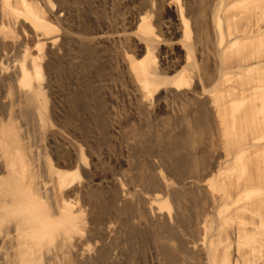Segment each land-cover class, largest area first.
Returning <instances> with one entry per match:
<instances>
[{
	"label": "bare ground",
	"instance_id": "bare-ground-1",
	"mask_svg": "<svg viewBox=\"0 0 264 264\" xmlns=\"http://www.w3.org/2000/svg\"><path fill=\"white\" fill-rule=\"evenodd\" d=\"M36 1H0V18H5L3 19L4 21L0 19L2 22L13 23V26L19 24L18 27H20V25L29 21L30 28L28 27V29L32 30L30 32L36 36H34L36 41L30 50L26 47H24L25 49L23 48L24 50L21 49L22 52L19 53L21 56L18 61H14L16 59L14 56V60L11 58L13 60L11 66L5 64L8 62L7 60H9L11 54L8 55L9 50L7 51L6 48L8 45L9 47L13 46V42L10 45L6 43L9 36L7 39L0 36V78L4 74H9L6 79L13 84H10V87L12 86L13 88L14 86L16 89L14 92L17 91L22 96L21 98L24 97V102L26 100L29 104L27 106L30 107L29 113H31L30 115L34 124H36L38 129H43L42 131L47 130L45 127H49V139L59 140L64 145L66 152L61 154L54 150L52 152V156L56 161L54 164H51L52 162L48 163L47 159L44 162L46 165L44 163L41 164L42 162L39 163V161L35 163L34 159V163H29L23 150V145L21 147V142L16 141L18 138L12 127V120H10V117H6L5 111L3 113L6 116H2L1 113L0 264H40V261L44 260L43 258L46 259L45 264H51L56 262L51 261V254L54 253L53 256L57 255L59 257L60 251L63 252L61 254L65 256V259H68L66 263L69 264H118L117 261L122 259L123 255L121 258L117 257L116 250L114 251L113 248L112 251L115 253L110 252L112 254L109 256L110 253L106 248L109 244H105V247L98 250L92 249V254H90L91 245L88 244V240H85L83 243L84 247L80 248V251L79 249L77 250L76 234L86 229L82 227L81 217L79 219L78 216L80 214L77 213L78 211L80 212V204L82 203L89 205L91 209L90 213H95L93 215H96L93 217L94 219L89 218V222L94 227L96 224L99 225L101 220L106 219L103 216L109 212L117 214L115 218L116 216L121 217L119 213L136 215L135 219L137 218V220L135 221L137 222L128 216L132 219L129 221L128 218L129 222L133 221L137 224L135 228H128L126 230L127 233L124 232V235H127V243L136 244L135 249L138 250L136 251L139 252L140 256L136 254L141 258L143 263L146 262L144 261V257L147 254L151 258L152 256L155 257V259L148 257L149 260L151 259L152 264H264V0H116L118 2L116 3V5L118 4L116 12H114L113 16L110 14L111 12L109 13L111 18H113L112 20H109L108 17L106 20L101 18V16L99 18L103 20L98 19L97 15L95 16L97 12L94 14L95 8L92 9L94 16L92 14V16L88 15L87 10L84 9L86 10V14L83 11L78 12L79 17L76 15L78 18L75 20L74 17L72 19L73 23L69 19V23H72L71 25L67 24L66 15L64 16V13L67 14L68 11L64 5V0H55V5L52 4L54 3L52 0H40L42 6H48L46 8L47 12L40 11L41 7L36 8L33 6V2L36 3ZM40 1L37 2L39 3ZM89 1L91 2V0H85V3ZM82 2L84 3L83 0ZM102 4L104 2H101ZM78 5L74 9L77 7L78 10ZM101 7L98 9L101 10ZM72 11L74 10L72 9ZM75 14L77 13L75 12ZM102 15L105 16V14ZM5 23L0 24V27H4ZM3 27L0 29V34L4 29ZM5 27H8V25L6 24ZM60 30L61 33L59 32ZM6 34L5 36H7ZM209 34L213 37V40L211 38L210 40L214 42H212V45L219 62H217L218 66H216L218 68L217 72L215 64L212 65V67H215L212 71L216 72V78L215 74L212 75L215 81L211 80V82L216 84L214 88H218L217 85L220 87V97H222L220 100L222 102L219 99L218 101H214L215 98L213 97L214 99L212 98L210 99L212 101H209L211 103L210 108L207 105L206 109L203 110L204 104L202 103H204V99L200 97L209 93L212 95L210 89L207 88L208 86L205 88L209 92L204 88L207 79L208 81L210 80L206 74L208 72H205L206 69L204 70L206 61L210 58L207 56L211 54L207 49V46L208 48L212 46L209 45L211 41L208 43V38L211 36ZM111 44L118 45L119 50L122 49L121 54L120 56L116 54L118 56H115L113 61L112 58L108 60L99 58L100 61H107L110 64L109 66V64L106 63V65L104 63L105 66L109 67L108 69L105 68L107 71L103 69L104 67L102 68V70L106 71L105 75H103L104 73L100 67L101 64L98 62L99 59L97 60L94 57L100 51L102 55V50L105 48L104 51H107L106 47ZM115 49L114 51L117 50ZM67 50L69 52L65 55L64 53ZM71 50L74 52L72 53L76 58L75 60H71L74 56L70 55L71 58L68 56V53L71 54ZM206 50L210 54H206L208 53ZM117 52L120 53V51ZM213 53L215 54V52ZM62 54L65 55L64 58L67 56L70 58H65L67 59L65 61L66 64H69L67 63L68 59L71 62L75 61L69 64L72 66H68V70L66 69L68 71L67 75L79 81V87L77 88L78 91L80 89L82 94L80 92L78 96H80V99L84 96L83 103H81L83 105L79 104V108H73L77 104V101L75 100V102L73 99L70 102L72 103L73 101L76 104L72 103V107L68 104L69 110L67 109V104H65V107H67L65 110H68L66 114L63 112V109H61L63 114H61L60 109L57 110L59 104L58 97L64 96L58 95L59 88L63 87V85L59 86L60 83L58 82H62L61 79L67 78L65 76L61 78V76L63 77L61 73L65 70L62 69V64L64 68H67L62 63L64 62ZM100 54L98 55L100 56ZM107 56L102 55L105 58L109 57ZM96 57L98 58V56ZM193 57H196L197 60H194ZM214 57L213 55L211 58L214 60ZM205 59H207L204 61L206 63L203 64L202 61ZM191 61L194 62L191 63ZM215 62L213 61V63ZM241 73L248 75V79L241 82L243 85H240V80L238 81V75ZM245 74L244 76L246 77ZM105 76L106 78H104ZM241 76L239 78L243 77ZM210 78L212 79V77ZM76 81L72 83H76ZM104 81L105 83L106 81L109 82L103 84ZM237 81L239 82L237 83L238 85L236 84ZM211 82L208 83L211 85ZM91 85H95L97 89L98 87H108L109 89L111 86L116 88L117 85H119L118 89L121 86L127 88L126 91L130 92L128 96L133 101L132 105L134 104L133 111L136 114H133L139 120L141 118L142 120L144 118L147 119L151 112H155L153 111L154 109L158 110L156 108L153 109L156 105L158 107L159 105L166 106L168 103H173L172 106H174L177 103V105L185 106V104L190 105V103L196 104L201 99L203 102L201 103L200 101L199 103L202 104L200 105L203 108L202 114L199 117L202 120L199 121H202L206 125L204 129L206 127L207 130H211L209 124L214 115V119L216 120L213 119V121H215L214 123L218 122L222 138L230 139V137L233 138L232 136L235 137L236 134L238 137L246 135L249 137H245V143L241 144V141L237 140H242L243 137L240 139L237 137V140L235 137L234 139L237 143L232 142V146L235 144L236 149L234 147L232 149V146H229L233 151L229 150L231 152L229 153L227 150V154H223V160L216 161L214 159L211 161L209 159L210 161H205L198 155L194 140V130L192 131L193 126H190L189 123L191 122L187 120L191 112L187 116L185 109H183L184 112L182 114H178V110H176L179 116L175 117L174 120L172 118H174L175 113L172 114V118L169 117L171 119H159L156 115L154 120H151L155 121V118L159 120H156L158 121L156 123H159L160 127L154 125L155 122L152 123L161 131V134L158 131V135L160 134L158 140L162 141L163 138L169 139V143L167 142L166 146L169 148H166V154L162 151L164 155H167L165 156L166 160L164 159L163 166L166 168L164 170L167 173L165 174L167 175L166 178L170 180L167 181L169 183L164 182L157 175L153 176L152 173L155 171H152V175H149L151 170L148 168L150 166H146L149 163L144 165L143 161L140 166L139 162L137 163V166L140 168H137L139 170V173H136L137 181L141 183V187L143 184V187L146 189L145 194L140 197L135 196L136 198L138 197V201L134 197L136 200L129 202L126 199L133 200L134 198H127L126 194L130 192L127 191L128 183L126 184L125 182L124 185L122 183V187L125 188V185H127L126 190H124L127 193L123 191L125 193L123 194L120 190L121 194H119V190L117 191L116 188L118 186L115 185L113 188L116 189L110 190L112 191L110 194H108L109 192L107 193L109 198L106 197L107 199L104 198L105 200H103L102 190L107 188L104 184H112L114 174L111 175L112 173L109 171L111 168L109 170L103 168L106 172L101 173V165L99 164L100 167L97 168V159L92 154L85 160V155L80 149L82 147H79L77 143L80 140L88 139L86 138L89 137L88 133L95 126L97 128H94L95 130H102L103 126H106L104 120H108V118L113 120L111 118H114L115 121L119 113L116 115L115 107L113 109L112 106L108 107L109 109L107 107L105 109L104 106L105 111L103 112V108L101 109L103 100L100 101L101 106L98 104L96 106V99L94 107H91V104L93 105L92 99H89L91 100L90 104L88 97L84 95H88L90 91L87 89ZM57 86H59L58 89ZM12 88L6 87L5 89L13 91ZM214 88L211 86L212 90ZM205 90L207 93H205ZM85 91H88V93H85ZM123 92L126 93L125 90ZM15 94L17 93L15 92ZM65 94L69 96L68 93ZM214 95L215 93L212 96ZM16 96L19 99V96ZM208 96L206 97L208 98ZM80 99H77L79 103ZM62 101L60 103H63ZM106 101L109 102L110 100L106 99ZM1 102L3 103V101ZM209 102L208 104H210ZM22 106L20 105V107ZM179 107L181 108V106ZM187 107L189 108V106ZM190 107L192 108V106ZM180 108L178 109L180 110ZM9 110H11V107ZM169 110H172V108ZM169 113L172 112L169 111ZM209 116L212 117L208 121ZM150 117L148 118L150 119ZM60 118H62V121L58 122ZM139 120L133 122L138 123ZM176 120L178 122V125H176L178 126V131L179 129L181 130L180 133L182 132L184 138L179 143L175 142L171 137L174 134H170L168 131H171L174 127V124L172 128L170 125L173 122L176 123ZM143 121L145 122L146 120ZM51 123L54 124L52 126L54 128H50L49 124ZM194 123L196 124V122ZM108 125L112 126L113 123L111 124L110 121ZM139 126H135L129 130L132 131L131 133H137L136 135H138L140 142V138L143 137V133L145 132L142 130V133ZM150 126L152 125L148 127L150 128ZM156 127L155 130H157ZM152 128L150 129L152 130ZM104 129L106 130L108 127H104ZM144 129H147V126ZM246 138H248V141ZM161 143L158 142L157 145L160 148L164 146ZM145 144L144 146L147 145ZM147 152L149 153V151ZM99 168L101 169L100 171H98ZM127 174H129V178L132 176V173ZM129 178L127 179L129 180ZM130 181V187H136V184L134 185ZM120 187L118 189H122ZM110 188L112 189V187ZM162 194H166L167 197L168 195L170 196L169 199V197L167 198L164 195L169 202L165 198V201L161 199L163 197L161 196ZM80 196L81 198L84 196L85 199L82 198V201ZM77 198L82 203L78 204V200L77 202L75 201ZM121 198L124 201H121L124 203L123 205L119 201ZM124 198L126 199L124 200ZM117 200L121 205L118 206L116 204ZM77 206L78 208L80 207L78 211L76 209ZM115 218L113 219L115 220ZM123 220H126L125 217ZM120 221L121 219L118 222L120 224L124 222ZM92 224L90 226L93 227ZM104 226L106 225L104 224ZM108 226L111 228L115 225L108 222L107 228L109 229ZM95 228L97 229V226ZM100 230L102 231V229ZM105 230L107 229L105 228ZM93 231L95 232V230ZM98 232H100L99 229ZM109 233L111 234L112 232ZM110 234L109 236H112ZM131 244H129V247L127 246L129 248L128 251L122 250L126 252L124 254H129L127 256L130 258L135 253V249H132L133 245L131 246ZM108 248L111 250L110 246ZM93 250H96L95 254H93L95 252ZM53 256L52 260L58 259L57 256H55L56 258ZM62 256L60 255L59 259ZM139 259L137 262H139ZM126 261L127 259H125Z\"/></svg>",
	"mask_w": 264,
	"mask_h": 264
},
{
	"label": "rangeland",
	"instance_id": "rangeland-1",
	"mask_svg": "<svg viewBox=\"0 0 264 264\" xmlns=\"http://www.w3.org/2000/svg\"><path fill=\"white\" fill-rule=\"evenodd\" d=\"M1 1V0H0ZM34 1V0H33ZM36 1V0H35ZM37 1H40V0H37ZM36 1V3L35 2H33L34 4H36V5H34L32 2H31V4H33V6H35L36 8H40V11H45V12H47L48 10L46 9V8H48V6H45L44 7V5L42 6V2L40 1L39 3ZM70 1H71V3H70ZM84 1V3L82 2V0H81V2L83 3H81L80 2V0H67V1H65L64 0V5H65V7H67V9H68V11H70V12H73V13H70V12H68L67 11V14H65L64 13V16L66 17V22H67V24H69V25H71L73 22H72V19L75 17V20H77L76 18H78L79 16H78V12H80V11H83V13L84 14H86V10H87V14L89 15L90 14V16H94V14H95V16L96 17H98V19H101V18H104V19H108L109 18V20L111 19H113V18H111V15L113 16V14H114V12H116V8H117V6H118V4L116 5V3H118V2H116V0H114L113 2H112V0H110V2H108L109 0H105V1H103V0H91V2L89 1V2H86L85 3V0H83ZM93 1H94V4H93ZM119 1V0H118ZM30 2V1H29ZM52 2H54V3H52L53 5H55L56 4V2H55V0H52ZM67 2V3H66ZM76 2V3H75ZM80 3L79 5H78V3ZM96 2V3H95ZM101 2H104V4H102L101 5ZM107 2V3H106ZM115 2V3H114ZM1 3V2H0ZM74 3V4H73ZM90 3H92L91 5H90ZM98 3V4H97ZM112 3V4H111ZM114 3V4H113ZM69 4V5H68ZM82 4V5H81ZM97 4V5H96ZM39 5V6H38ZM78 5V7L80 8H78V10H77V7L74 9V7L75 6H77ZM85 5H87V7H85ZM88 5H90V6H88ZM94 5V6H93ZM111 5V6H110ZM116 7H115V6ZM70 6V7H69ZM101 6H103V7H101ZM112 6H113V8H112ZM0 7H1V5H0ZM69 7V8H68ZM92 7V8H91ZM100 7L102 8V9H104L103 11H102V9L101 10H99L100 9ZM114 7H115V10H114ZM83 8V9H82ZM89 8V9H88ZM95 8V9H94ZM99 8V9H98ZM1 9V8H0ZM72 9L74 10V11H72ZM84 9H86V10H84ZM92 9H94V14H92V12H93V10ZM98 11H97V10ZM107 9V10H106ZM109 9H111V10H109ZM49 10H50V8H49ZM92 10V11H91ZM105 10H106V13H105ZM114 10V11H113ZM1 11V10H0ZM89 11H90V13H89ZM113 11V12H112ZM75 12L77 13V14H75ZM100 12V13H99ZM102 12V13H101ZM108 12V13H107ZM111 12V13H110ZM111 15H110V14ZM45 14V13H44ZM47 14V13H46ZM71 14V15H70ZM92 14V15H91ZM102 14H105V16L104 15H102ZM70 15V16H69ZM78 17H77V16ZM99 15V16H98ZM107 15H109V16H107ZM72 16V17H71ZM87 16V15H86ZM101 16V18H99ZM63 17V16H62ZM67 17H69V18H67ZM108 17V18H107ZM0 19H5V18H3V17H1ZM69 19H70V21L72 22V23H69ZM75 20H73L74 22H75ZM101 20H103V19H101ZM4 21V20H3ZM28 21V20H27ZM0 22H2L1 20H0ZM6 22V21H5ZM5 22H2V23H0V24H3V23H5ZM29 22V21H28ZM25 23V24H23V25H20V27H18L19 26V24H16V26H13L12 24H9V23H5V25H4V29L1 31V34H0V36H2L1 38H4V39H7V37H8V41L10 42H6V40H4L6 43H8V44H10L11 45V43H12V45L13 46H10L9 47V45H8V47L6 48L7 49V51L9 50L10 51V49H12L10 52L8 51V55L10 54V57H9V60H11V62H9V60H7L8 62H6L5 64L7 65H9V66H11V64H12V62H13V60L15 59L14 57H16V59L14 60V61H18L19 60V57L21 56L19 53L20 52H22V50L21 49H23L24 47H26V48H28V50H30L31 48H32V46L34 45L33 43H35V41H36V38H34V34L33 33H31L30 31H32V30H29L28 29V27L30 28V23ZM111 22V21H110ZM53 23V22H52ZM6 24L8 25V27H5L6 26ZM27 24V25H26ZM15 25V24H14ZM25 25V26H24ZM2 27H0V29L2 28ZM15 27V28H14ZM22 27H23V29H22ZM25 27V28H24ZM12 28V29H11ZM22 29V30H21ZM8 30V31H7ZM12 30V31H11ZM60 33H61V30L59 31ZM4 33V34H3ZM7 33V34H6ZM10 33V34H9ZM24 33V34H23ZM59 33V34H60ZM5 34L7 35V36H5ZM33 34V35H32ZM29 35V36H28ZM211 34H209V36H210ZM5 36V37H4ZM208 36V37H209ZM36 37V36H35ZM40 37V36H39ZM210 38L212 39L213 37H212V35L208 38V43H209V41H211L210 40ZM213 40V39H212ZM213 41H211V44L209 43V45H212L213 43H212ZM208 43H207V45H208ZM16 44V45H15ZM19 44V45H18ZM21 44V45H20ZM23 44V45H22ZM25 45H29V47H27V46H25ZM112 45V44H111ZM111 45H108V47H106L107 48V51L109 50V52H107L106 50L104 51V49L102 50V55L104 56H107L108 58H105V57H102V55L100 54L101 53V51L98 53V54H100V56L98 55V54H94L95 55V57L94 58H96L97 60L100 58V59H104V60H108L109 58L111 59L112 58V61L115 59L114 57L115 56H118V55H116V54H119V56H120V54H121V50H119L120 48H119V46L117 45L116 46V44H113L112 45V47H111ZM116 46V47H115ZM14 47V48H13ZM210 48H208V46H207V49H208V51L212 54L213 52H215V54H216V51L214 50V46L212 45V46H209ZM211 47H213L212 49H213V51H211L212 49H211ZM117 50H116V49ZM25 49V48H24ZM23 49V50H24ZM112 51H111V50ZM114 49L116 50V51H114ZM18 50V51H17ZM21 50V51H20ZM69 51H70V49H68ZM66 51V53H64L65 55H67V52H69V51ZM103 51H104V53H103ZM117 51H120V53L119 52H117ZM207 50H206V52H208ZM73 51L71 50V54H69L68 53V56L71 58V56H74V52L72 53ZM115 53L114 55L113 54H111V53ZM206 53V54H210V53ZM17 53V54H16ZM44 53H45V51H44ZM108 53H110V54H108ZM15 54V55H14ZM64 54H62V57H63V60H64V62H62V63H64V65H65V67H67V68H64L63 67V64H62V69L64 70L62 73H61V75H63V77L61 76V78H64V76L65 77H67L66 79H61L62 80V82H63V80H64V82L62 83V82H58V83H60V85L59 86H62L63 85V87H61V88H59V86H57V89L59 88L60 89V91L58 90V95L59 94H61V95H64V96H59L58 98V103L60 104H58V108H57V110H59L60 109V112H61V114H63L62 113V111H61V109H63L64 111V113L66 114V111H68L69 110V105L68 104H70L71 105V107H72V105L74 104H76L75 106H73V108L74 107H78V105L79 104H81V103H83V97L80 99L79 97L80 96H78L79 94L78 93H80L81 91H80V89H79V91H78V88L77 87H79V81H76V79H74V77H69V75H67V72L68 71H66V69L68 70V66H72V65H69V64H72V63H74L75 61H73V62H71V60L73 59V60H75L76 58H75V56L74 57H72L71 58V60H69L70 58L67 56V57H65V58H69L68 59V61H67V63H69V64H66L65 63V61L67 60V59H65L64 58ZM208 55L207 57H210V58H208V60L207 59H205V60H203L202 61V63L203 64H205L206 62L207 63H209L208 65H207V63H206V65L204 66L205 68H204V70H205V72L207 71L208 73H206L207 75H208V78L210 79L209 81H208V79H207V82H205V86H204V88L206 87V86H208L207 88L208 89H210V92H212V95L215 93V95L214 96H212L210 93L209 94H205L204 96H202V97H200L201 99H204V103H202L203 101L201 100V99H199L198 100V102L196 103V104H194V103H190V105L189 104H185V106L183 105H177V103H175V105H176V107H175V105L174 106H172V104L171 103H168L166 106L164 105H159L158 107H157V105L156 106H154L153 107V109L154 108H156V109H158V110H153V111H155L154 113L153 112H151V114H150V116H148V117H150V119L147 117V119H143V120H146L147 121V123H146V121L144 122L143 120H142V118L139 120L133 113H135V111H133L134 110V104L132 105V99H131V97L130 96H128V95H130V92L129 91H126V89L127 88H124V87H122L121 86V88H124V89H121V88H119L118 89V86L119 85H117V87L115 88V87H110L109 89H108V87H105V88H99L98 87V89H100L99 91H98V89H97V87L95 88L94 86H90V88L89 89H87L88 91H90L89 93H88V91H85V93H88V95L87 94H84L85 96H87L88 97V101H89V103L91 102V100H89V99H92V103H93V105L91 104V107L93 106L94 107V103L96 102V99H97V102H96V106H97V104L98 105H100L101 104V102L100 101H102L103 103L104 102H106L105 104H101V105H103L102 107H101V109L103 108V112L105 111V109H106V107L108 108V107H110V106H112V108L114 109V107H115V111H116V115L118 114V116H116V120L114 121V118H111V119H113V120H110V118H108V120H104L105 121V125L106 126H103V129L101 130V129H98V130H95V129H97L96 128V126L91 130V129H89V130H91L89 133H88V135H89V137H86V138H88V139H83V140H80L77 144H79V147H82V148H80L81 149V151L84 153V157H85V160H87L86 158H89L90 156H91V154L92 155H94V157L97 159V168L98 167H100L99 166V164L101 165V167L100 168H102V171H100L101 169L99 168V170L98 171H100L101 173H104V172H106V170H109L110 168H111V170H109V171H111V175H113V177H114V179H113V183H114V181H115V183L112 185V184H104V186H107V188L104 190H102V192H103V195H102V197H103V200H105V199H107V198H109L108 196V194H110V192H112L113 191V189L115 190L116 188H117V191L119 190V194H121V192H120V190L122 191V193L123 194H125L124 192H126L127 193V191H129L130 193L128 194H126V196H127V198H130V197H135V196H138V197H140L141 195H144L145 194V192H146V189L143 187V184H142V187L140 186L141 185V183L140 182H138L137 180V172L139 171L138 169H140L139 168V166H137L138 164L137 163H139L140 162V166L142 165V163H143V161H144V165L145 164H152V165H146L147 167L148 166H150V167H152L153 168V170H152V168H148V169H150L151 170V172H149V175L152 173V171H155V172H153L152 174H153V176L155 175H157V177L158 178H160V179H162L164 182H167V181H170V180H168L166 177H167V175H165V174H167L166 173V168L163 166V164H164V159L166 160V157L165 156H167V155H164L163 154V152L166 154V150L169 148V147H166L167 146V144L169 143V139H167V138H163L162 139V141L159 139L158 140V137L160 136V134H161V131L159 130V128L157 129V127L156 126H158V127H160L159 126V123H156V122H158L159 120H158V118L160 119V118H169V117H171V116H173L172 114H174V118H172V120H174L175 119V117L177 118L179 115L178 114H182L184 111H183V109H185V111H187V112H185V113H187V116L189 115V113L191 112H193L192 114L190 113V115H189V117H187V120L188 121H190L191 123H189V125L190 126H193L192 127V131L194 130V135H195V146H197L196 148H197V152H198V155L200 156V158L202 159V160H205V161H210L209 159H211V161H213L214 159L216 160V161H221V160H223V154H227V150H228V152H229V150H231V151H233L232 149H233V147L235 148V144L237 143V141H241L240 142V144L241 143H245L244 141H245V137H249V136H239L238 137V135L236 134L235 135V137H236V140H237V137L240 139V138H242V140L240 139V140H235L234 138V136H232L233 138H231L230 137V139H228V138H222L223 136H220V135H222V133H221V131H219V130H221L220 129V127L218 126V122H216V123H214L215 121H213V119H214V115H213V117L212 116H209V118H208V121H209V119H211L210 117H212V121H210V124H209V127H210V129L212 130H209V132H207L208 130H207V128L205 127V129H204V126H206V125H204V123L202 122V121H199V120H202L200 117H199V115L200 114H202V108H203V106H204V108H203V110L204 109H206V106L207 105H209V106H207V107H209L210 108V105H211V103L209 102V101H212V100H210V99H212L213 97L215 98H213L214 99V101L215 100H217L218 101V99L220 100V99H222V97H220V95H221V93H220V87L217 85V87L218 88H214V85H216V84H213V82L215 81V78H216V72H217V70H218V68L216 67V66H218V59L216 58L217 57V54L215 55L214 53L212 54V55ZM17 55H18V58H17ZM71 55V56H70ZM215 56L214 57V60L211 58L212 56ZM14 56V57H13ZM96 56H98V58L96 57ZM111 56H113V57H111ZM13 60H12V59ZM216 58V59H215ZM21 59V58H20ZM100 59L98 60V62H100V64H101V71L104 73L103 75H105V72L107 71L105 68H107L108 69V67L110 66V64L109 63H107V61L105 62V61H100ZM193 59L194 60H197V58L196 57H193ZM44 60V59H43ZM96 60V61H97ZM192 60V59H191ZM207 60V61H206ZM210 60V61H209ZM215 62V63H213V61ZM110 61V60H109ZM108 61V62H109ZM204 61H206L205 63H204ZM71 62V63H70ZM97 62V63H98ZM192 62H194V61H191V63ZM218 62V63H217ZM41 63H42V61H41ZM107 63V64H109V66L107 67V66H105V64ZM213 63V64H212ZM217 63V64H216ZM99 64V63H98ZM104 64V65H103ZM106 64V65H107ZM215 64V65H214ZM212 65H214L215 67H216V69H215V67L213 68L212 67ZM104 67V68H103ZM207 67V68H206ZM102 68L103 69H105V70H102ZM210 68V69H209ZM212 68V69H211ZM216 70V72H214V71H212V70ZM208 70H210V71H212V72H210V71H208ZM209 73H210V75H209ZM212 73V74H211ZM66 74V75H65ZM215 74V75H214ZM245 74V73H244ZM244 74H239L238 76L240 77V75H242L241 77L242 78H239L238 77V81L240 82V85H243V83L241 84V82H243L244 80H247L248 79V75H246V77L244 76ZM250 74V73H249ZM102 75V74H101ZM102 75V76H103ZM212 75H214L215 76V78H214V76H212ZM9 76V74H4L0 79V117H1V113H2V116L3 115H5L3 112L5 111V113H6V117H10V120H12V127H13V129H14V131H15V133H16V137L18 138V139H16V141H18V142H21L19 145L22 147V145H23V150H24V152H25V154H26V157H27V159H28V161H29V163H32L33 162V159H34V161H35V163L36 162H38L39 161V163H41V164H43L45 161H47L48 160V163H51V164H54L56 161H55V159L53 158V153L52 152H54V150L55 151H58L59 153H64V152H66L65 151V148H64V145L61 143V142H59V140H56V139H53V140H50L49 138H50V136H49V132H48V128L49 127H45V128H47V130H45V131H42L43 129H38L37 128V126H36V124H34V122L32 121V118H31V113H29V111H30V107L29 106H27V105H29L27 102H26V100H25V102H24V97L23 98H21L22 96H20L19 95V93L17 92V91H15L17 94H15V92H14V90H16L15 88H14V86H13V88H12V86L10 87V84L11 85H13L11 82H9V80L8 79H6V77H8ZM71 76V75H70ZM101 77V76H100ZM210 77H212V79L210 78ZM70 78V79H69ZM102 78V77H101ZM104 78H106V76L104 77ZM214 78V79H213ZM73 79V80H72ZM236 79H237V77H236ZM65 80H67V81H65ZM71 80H72V82H75L76 81V83H72L71 82ZM211 80L213 81V82H211ZM235 80V79H234ZM236 81V80H235ZM236 82V84L237 83H239V82ZM6 82V83H5ZM78 82V83H77ZM109 81H106V83H108ZM208 82H211L212 84L210 85V83H208ZM246 82V81H245ZM244 82V83H245ZM66 83H67V85H66ZM70 83H72V84H70ZM103 83V82H102ZM105 83V81H104V83L103 84H106ZM75 84H77V86H75ZM6 85H8V86H6ZM58 85V84H57ZM238 85V84H237ZM65 86H67V87H65ZM115 86H116V84H115ZM211 86H212V88H214V89H216V90H212L211 89ZM8 88L9 87V89H13V91H11V90H6L5 88ZM92 87V88H91ZM76 90H75V89ZM95 88V89H94ZM207 88H205V89H207ZM68 91H67V90ZM70 89V90H69ZM74 89V90H73ZM91 89V90H90ZM108 89V90H107ZM111 89V90H110ZM117 89V90H116ZM207 89V90H208ZM220 89V90H219ZM96 90V91H95ZM106 90V91H105ZM113 90V91H112ZM121 90H122V92H121ZM125 90V92L127 93H124L123 91ZM212 90V91H211ZM9 91V92H8ZM64 91V92H63ZM75 91H78V92H75ZM206 91V90H205ZM217 91V92H216ZM60 92V93H59ZM100 92V93H99ZM103 92V93H102ZM104 92H106V93H104ZM111 92V93H110ZM121 92V93H120ZM208 92H209V90H208ZM65 93H68L69 94V96H67V94H65ZM111 95H110V94ZM205 93H207V91L205 92ZM216 93H218V95H216ZM81 94H82V92H81ZM104 94H105V96H104ZM124 94V95H123ZM126 94V95H125ZM7 97H6V96ZM16 95H18L19 96V99H18V97L16 96ZM70 95H72L71 97H70ZM77 95V96H76ZM95 95V96H94ZM97 95V96H96ZM100 95V96H99ZM110 95V96H109ZM207 95H209L208 96V98L206 97ZM210 95H211V97H210ZM5 96V97H4ZM65 96H66V98L68 99H66L65 98ZM75 96H76V98L79 100L80 99V103H79V101L75 98ZM93 98H92V97ZM117 96V97H116ZM122 96V97H121ZM87 97H85L86 99H87ZM96 97V98H95ZM98 97V98H97ZM103 97V98H102ZM108 97H110V98H108ZM114 97V98H113ZM119 97H121V98H119ZM128 97L131 99H129L128 100ZM216 97H217V99H216ZM220 97V98H219ZM20 98H21V100H20ZM102 98V99H101ZM105 98V99H104ZM119 98V99H118ZM3 99V100H2ZM60 99H61V101L63 102V103H60L61 101H60ZM76 100L75 102L76 103H73V101H72V103L70 102V100ZM95 101H94V100ZM98 99H100L99 101H98ZM106 99L108 100H110L109 102L108 101H106ZM127 99V100H126ZM206 99V100H205ZM208 99V100H207ZM81 100H82V102H81ZM114 100H117V101H114ZM1 101H3V103H4V101H5V103L3 104ZM66 101H69V102H66ZM114 101V102H113ZM130 101H131V103H130ZM201 101V103L202 104H204L202 107H201V103H199ZM216 101V102H217ZM221 101V100H220ZM219 101V102H220ZM119 102V103H118ZM128 102V103H127ZM207 104H206V103ZM208 102L210 103V104H208ZM222 102V101H221ZM21 103H23V104H21ZM27 103V104H26ZM116 103V104H115ZM124 103V104H123ZM126 103V104H125ZM198 103H199V105H198ZM213 103V102H212ZM7 104H8V106H7ZM16 106H18V104H20L22 107H20V105L18 106V107H16ZM61 104H63V105H61ZM65 104H67V107H65L66 105ZM214 104V103H213ZM212 104V105H213ZM3 105V106H2ZM6 105V106H5ZM14 105V106H13ZM81 105H83V104H81ZM80 105V107H82ZM100 105V106H101ZM107 105V106H106ZM119 105V106H118ZM121 105V106H120ZM189 106V108L187 107V106ZM25 106V107H24ZM104 106H105V109H104ZM130 106V107H129ZM133 106V107H132ZM179 106H181V108L179 107ZM190 106H192V108L190 107ZM11 107V110H9V108ZM14 107H16V108H13ZM61 107V108H60ZM63 107V108H62ZM129 107V108H128ZM167 107V108H166ZM170 107V108H169ZM185 107V108H184ZM196 107V108H195ZM199 107V108H198ZM201 107V108H200ZM214 107V106H213ZM3 108V109H2ZM65 108H67L68 110H65ZM79 108V107H78ZM167 110H166V109ZM172 108V110H169V109H171ZM178 108H180V110H181V112H179L180 110L178 109ZM188 108V109H187ZM190 108H191V110H190ZM5 109V110H4ZM28 109V110H27ZM109 109V108H108ZM130 109V110H129ZM187 109V110H186ZM201 109V110H200ZM7 110V111H6ZM176 110H178V114H177V111ZM200 110V111H199ZM207 110H208V108H207ZM129 111V112H128ZM169 111H171L172 113H169ZM176 111V112H175ZM189 111V112H188ZM197 112V113H196ZM106 113V112H105ZM122 113V114H121ZM164 113V114H163ZM169 113V114H168ZM11 114V115H10ZM23 114V115H22ZM130 114V115H129ZM136 114V113H135ZM177 114V116H175ZM195 114V115H194ZM126 115H127V117H126ZM158 116V118H155V121H152L151 119H153L154 120V117L155 116ZM160 115V116H159ZM122 116V117H121ZM125 116V117H124ZM152 116H153V118H152ZM163 116V117H162ZM130 117V118H129ZM2 118V117H1ZM0 118V119H1ZM127 118V119H126ZM171 118H169V119H171ZM194 118V119H193ZM61 119V120H60ZM59 120H58V122L59 121H62V118H60ZM121 121H120V120ZM133 119V120H132ZM139 120V122L138 123H134V122H137L138 120ZM142 120V122H140ZM151 120V121H150ZM156 120H158V121H156ZM178 120V119H177ZM177 120H176V123H172V125H170V127L172 128L173 127V124H174V127L172 128L173 129V131H172V129H171V131L170 130H168L169 132H170V134L171 133H173L174 135H171V137L175 140V142H177V143H179L182 139H184L183 138V136H182V132L180 133V129H179V131H178V126H176V125H178L177 123ZM195 120V121H194ZM197 120V121H196ZM214 120H216V119H214ZM110 121H111V124L113 123V127L112 126H110V125H108L109 123H110ZM113 121V122H112ZM116 121H117V123H116ZM119 121V122H118ZM124 121V122H123ZM127 121V122H126ZM134 121V122H133ZM188 121H187V123H188ZM106 122H107V124H106ZM133 123V124H131V123ZM144 122V123H143ZM150 122V123H149ZM153 122H155L154 123V125H156V126H154L152 123ZM194 122H196V124L194 123ZM119 123V124H118ZM198 123H200L201 124V126H200V124H198ZM211 123H213V124H211ZM131 124V126L129 127V125ZM145 124H148V125H145ZM192 124V125H191ZM216 124H217V126L219 127V129H218V131H217V126H216ZM50 125V128L54 125L53 123H51V124H49ZM114 125H115V128H114ZM117 125V126H116ZM127 125H128V127H127ZM140 125V126H139ZM143 125V126H142ZM144 125H145V127H144ZM149 125H152V126H154L153 128H152V126H150V128H152V130L148 127ZM194 125H196V126H194ZM211 125V126H210ZM138 127L139 126V128H140V130H141V132H142V130H143V132H145V133H143V137H141L140 139L142 140H140V142H139V137H138V135H136L137 133H135V132H133V133H131L132 131L131 130H129V129H132L133 127ZM146 126H147V129H144V128H146ZM175 126H176V128H175ZM104 127H108V129H104ZM127 127V128H126ZM143 127V128H142ZM155 127H156V129L157 130H155ZM201 127V128H200ZM213 127V128H212ZM42 128H44V127H42ZM52 128H54V127H52ZM112 128V129H111ZM126 128V129H125ZM150 130H149V129ZM169 128V127H168ZM196 128H197V130H196ZM199 128V129H198ZM215 128V129H214ZM17 131H16V130ZM124 129V130H123ZM170 129V128H169ZM88 130V131H89ZM100 130V131H99ZM109 130V131H108ZM112 130H114V131H112ZM116 130V131H115ZM144 130H146V131H144ZM148 130V131H147ZM175 130V131H174ZM205 130V131H204ZM50 131V130H49ZM103 133H102V132ZM111 131V132H110ZM157 131V132H156ZM158 131H159V135H158ZM198 131H199V133H198ZM211 131V132H210ZM216 131V132H215ZM92 132V133H91ZM96 132H97V134H96ZM109 132V133H108ZM201 132V133H200ZM18 133V134H17ZM156 133V134H155ZM176 133V134H175ZM196 133V134H195ZM208 133V134H207ZM214 133V134H213ZM92 134V135H91ZM96 134V135H95ZM99 134V135H98ZM153 134V135H152ZM207 135V136H206ZM211 135V136H210ZM217 135V136H216ZM261 136V135H260ZM138 137V138H137ZM211 137V139H209ZM221 137V138H220ZM21 138V139H20ZM23 138V139H22ZM91 138V139H90ZM96 138V139H95ZM180 139V140H179ZM222 139V140H221ZM228 139V140H227ZM235 141H234V140ZM244 139V140H243ZM247 139V141H248V138H246ZM20 140V141H19ZM86 140V141H85ZM215 140H216V142H215ZM221 140V141H220ZM225 140V141H224ZM92 141H94V142H92ZM98 141V142H97ZM159 143H161L162 145H164L163 147H161L160 148V146H157L158 145V142ZM230 141V142H229ZM168 142V143H167ZM221 142V144H219ZM235 143L233 146H232V144L233 143ZM95 143V144H94ZM142 143H143V145H142ZM144 143H146L147 145H148V147H147V145L146 146H144ZM226 143V144H225ZM230 144V145H228V144ZM88 144V145H87ZM197 144V145H196ZM211 144V145H210ZM156 145V146H155ZM161 145V146H162ZM222 145H224V146H222ZM238 146H239V144H237ZM93 146V147H92ZM220 146H222V147H220ZM226 146V148L224 149V147ZM229 146H232V149H231V147H229ZM86 147V148H85ZM151 147V148H150ZM158 147H159V149H158ZM85 148V149H84ZM91 150H89V149ZM147 148H148V150H147ZM165 148V149H164ZM167 148V149H166ZM141 149H142V152H141ZM236 149V148H235ZM63 150V152H61ZM94 150V151H93ZM146 150V151H145ZM215 150V151H214ZM85 151V152H84ZM147 151H149V153L150 154H152V155H150ZM163 151V152H162ZM93 152V153H92ZM206 152H208V153H206ZM90 155H89V154ZM146 153V154H145ZM206 153V154H205ZM229 153H231V152H229ZM228 153V154H229ZM97 154V155H96ZM149 154V155H148ZM210 154V155H209ZM220 156H219V155ZM163 155V156H162ZM213 155V156H212ZM218 155V156H217ZM47 156V157H46ZM161 156V157H160ZM205 156V157H204ZM214 156H215V158H214ZM163 157V158H162ZM49 158V159H48ZM101 158V159H100ZM160 158V159H159ZM204 158V159H203ZM45 159V160H44ZM47 159V160H46ZM99 159V160H98ZM142 159V160H141ZM144 159V160H143ZM163 159V160H162ZM221 159V160H220ZM89 160V159H88ZM161 160V161H160ZM105 162V163H104ZM125 162V163H124ZM142 162V163H141ZM158 162H160V163H158ZM34 163V162H33ZM107 163H108V165H107ZM155 163V164H154ZM45 165H46V163H44ZM129 164V165H128ZM156 164H157V166H156ZM112 165V166H111ZM133 165V166H132ZM103 166V167H102ZM117 167V168H115V167ZM119 166V167H118ZM160 168H159V167ZM166 166V165H165ZM133 167H136V168H133ZM155 167H157L155 170H154V168ZM164 167V168H163ZM106 169V170H104V169ZM138 168V169H137ZM117 169V170H116ZM135 169H137L136 171H134ZM165 169V170H164ZM114 170V171H113ZM116 170V171H115ZM149 170V171H150ZM163 172H162V171ZM109 171H107L108 173H110ZM160 171V172H159ZM127 173H132L131 175L132 176H130V178L132 179L131 181H130V178H129V174H127ZM133 173H135V174H133ZM139 173V172H138ZM156 173V174H155ZM159 174V176H158V174ZM161 173H163L162 175H161ZM151 174V175H152ZM127 175V176H126ZM161 175V176H160ZM134 176V177H133ZM136 176V177H135ZM127 178H129V180L127 179ZM135 178H136V180H135ZM165 179H167L166 181H165ZM127 180H128V182H127ZM129 181L130 182H132L136 187H130L131 185V183H129ZM136 181V182H135ZM119 182V183H118ZM125 182H126V184L128 183V186L127 185H125V188H126V186H127V188L126 189H128L127 191H124V190H126L124 187H122V183H123V185L125 184ZM118 183V184H117ZM167 183H169V182H167ZM132 184V185H133ZM110 185V186H109ZM112 185V186H111ZM121 186L122 187V189H118V187H116V188H113L114 186ZM108 186H109V188L110 187H112V189L110 188H108ZM137 186H139V187H137ZM120 187V188H121ZM129 187V188H128ZM140 187H141V189H140ZM135 188V189H134ZM110 190H112V191H110ZM135 190V191H134ZM124 191V192H123ZM132 191V192H131ZM134 191V192H133ZM144 191V192H143ZM102 192H101V194H102ZM106 192V193H105ZM109 192V193H108ZM141 193L140 195H139V193ZM143 192V193H142ZM108 193V194H107ZM134 193H138L137 195L136 194H134V196H133V194ZM157 193V192H156ZM156 193H153V194H156ZM159 193V192H158ZM129 195V196H128ZM131 195V196H130ZM164 195H166V194H162L161 196H163L161 199L162 200H164V198H165V200L167 201L168 199V197H169V199H170V196L168 195V197H167V195H166V197L164 196ZM85 196V195H84ZM84 196L82 197V198H84ZM79 197V196H78ZM107 197V198H106ZM121 197V196H120ZM137 197V198H138ZM81 198V196H80V199L83 201V199ZM105 198V199H104ZM136 198V197H135ZM133 199V200H130V199H126V198H124V200L126 199V200H129V202L131 201V202H134V200H136V199ZM85 199V198H84ZM102 199V198H101ZM132 199V198H131ZM77 200H78V204H80V203H82V201L81 200H79L78 198L75 200L76 202H77ZM164 200V201H165ZM118 201V200H117ZM120 202L122 201V198H121V200H119ZM116 202V204L119 206V205H123L124 203H122V202H124V201H122L121 202V204H119L120 202ZM136 201H138V199L136 200ZM128 202V201H127ZM167 202H169V200L167 201ZM81 205V209H82V211L84 212H82L81 211V209H80V212L78 211L79 210V208H78V206H77V213H79L80 215H78L79 216V219H80V217H81V220L80 221H82V223H83V228H86L85 229V231L83 230V231H81V232H79V234L77 233L76 234V237H75V241H77V244H76V248H77V250L79 249V251H80V248H82V247H84L83 245V243H84V241L86 240H88V244L89 245H91V248H90V254H92V252H91V250L92 249H96V250H98V249H101L102 247H105V244L106 245H108V246H110V248H111V250L108 248V246L106 247L107 248V250H108V252L110 253V252H113L112 251V249L115 251L116 250V253H117V257H119V258H121V256H122V259H120L119 261H117L118 262V264H124V262H125V259H127V263L128 264H141V262H142V260H141V258L139 257L140 255H139V252H137L138 250L137 249H135V247H136V244H131L130 242L129 243H127L126 242V234L124 235V232H126V230L128 229V228H135L136 227V224L137 223H134L133 221H135V220H137V218L135 219V217H136V215H130V214H127V215H124V214H122V213H119V214H121L120 216L122 217H119V216H116V218H115V215H117V214H114V213H112V212H109L108 214L106 213L105 214V216H103V218H108V220H106V219H104V220H106V221H100L101 223L99 224V225H101V227H99V225H95V227L97 226V229L94 227V225L92 224V223H90L89 222V218H93V217H95V216H93L94 214H92V213H90L91 212V209L89 208V205H87V204H80ZM79 205V206H80ZM83 205H85V206H83ZM87 206V207H86ZM90 209V210H89ZM93 211V210H92ZM88 214V215H87ZM109 214H111V215H109ZM114 214V215H113ZM85 215H87V216H85ZM108 215V216H107ZM85 216V217H84ZM110 216V217H109ZM131 217L132 219H134L133 221H131L132 222V225H131V222H129L130 221V219L131 218H129V217ZM87 217V218H86ZM125 217V219L126 220H123V218ZM110 218H112V219H110ZM113 218H115V220L113 219ZM128 218H129V221H128ZM85 220V222H83V220ZM94 219V218H93ZM93 219H91V220H93ZM109 219H110V221H109ZM121 219V221L120 222H122V221H124V222H122L121 224L120 223H118L119 222V220ZM131 219V220H132ZM118 220V221H117ZM88 221V222H87ZM113 221H116V222H114L113 223ZM126 221V222H125ZM92 222V221H91ZM108 222L110 223V224H114L115 226H112L111 228L109 227V229L107 228V225H108ZM129 222V223H128ZM135 222H137V221H135ZM106 225V226H104V224ZM133 223H134V225H133ZM89 224V225H88ZM93 225V227L92 226H90V225ZM84 225H86L85 227H84ZM103 225V226H102ZM125 225V226H124ZM111 226V225H110ZM122 227V228H121ZM125 229H124V228ZM138 227V226H137ZM92 228V229H91ZM95 228V229H94ZM104 228V229H103ZM105 228L107 229V230H105ZM113 228H115V229H113ZM98 229H99V231L100 232H98ZM100 229H102V231H104V232H102ZM118 229V230H117ZM124 229V230H123ZM93 230H95V232H98V233H96V234H94L95 232L93 231ZM108 230H109V232H112L111 234L108 232ZM111 230H113V231H111ZM116 230V231H115ZM123 230V231H122ZM119 231H120V234H119ZM121 231H122V233H121ZM107 232V233H106ZM82 233V234H81ZM89 233H90V235H89ZM100 233H103V234H100ZM107 235H106V234ZM110 235H112V236H109V234ZM116 233V234H115ZM127 233V232H126ZM82 236H81V235ZM88 235V236H87ZM97 235H99V236H97ZM117 235V236H116ZM121 235V236H120ZM123 236V237H122ZM80 237V238H79ZM96 237V238H95ZM97 237H98V239H97ZM105 237V238H104ZM108 237H110V238H108ZM114 237V238H113ZM122 238V239H121ZM107 239V240H106ZM109 239V240H108ZM101 240V241H100ZM121 241H122V243H121ZM110 242V243H109ZM111 242H112V244H111ZM125 242V243H124ZM76 243V242H75ZM91 243V244H90ZM113 243H115V244H113ZM124 243V244H123ZM99 244V245H98ZM104 244V245H103ZM128 244V245H127ZM129 244H131V246H132V249L134 248L135 249V253H134V255L132 256L131 255V258L130 257H128L129 256V254H124V253H126V252H124V251H128L129 250V248H127V246L129 247ZM82 245V246H81ZM97 245H98V247H97ZM102 245V246H101ZM126 245V246H125ZM78 246V247H77ZM92 246H94V247H92ZM96 246V247H95ZM99 246H101V247H99ZM130 246V247H131ZM125 247V248H124ZM124 248V249H123ZM117 249H118V252H117ZM120 249V250H119ZM96 250H93V251H95L93 254H95L96 253ZM122 250H124V251H122ZM137 250V251H136ZM123 253H122V252ZM122 254H121V253ZM59 253V252H58ZM61 253H63L62 251H60V253H59V257H60V255L62 256L63 254H61ZM113 253H115V252H113ZM119 253V254H118ZM128 253V252H127ZM139 255V256H137V254ZM57 254V253H56ZM112 253H110L109 254V256L111 255ZM121 254V255H120ZM52 256L54 255V253H52L51 254ZM50 255V256H51ZM126 255V256H125ZM128 255V256H127ZM52 256H51V261H56V262H53L54 264L56 263V264H59L61 261V263L60 264H69V263H66L67 261H68V259H65V256L63 255L62 257L65 259H63L62 260V257L59 259V257L57 256V255H55V256H57V260L55 259L56 257L55 256H53V257H55L54 259L55 260H52L53 258H52ZM125 256V259L123 260V257ZM136 256V257H135ZM112 257V256H111ZM138 257V258H137ZM151 258V256H147V254H146V257H144L145 259H144V261H146L145 263H143L142 262V264H152V261H151V259H155V257H153L152 256V258L149 260V258ZM129 258V259H128ZM140 258V259H139ZM44 260H41L40 262V264H45V261H46V259L45 258H43ZM137 259V260H136ZM138 259H139V262H137L138 261ZM147 259V260H146ZM109 260V259H108ZM123 260V261H122ZM130 260H131V262H130ZM141 260V261H140ZM58 261V262H57ZM122 261V262H121ZM125 262V264H127ZM133 262V263H132ZM136 262V263H135ZM53 263H51V264H53Z\"/></svg>",
	"mask_w": 264,
	"mask_h": 264
}]
</instances>
